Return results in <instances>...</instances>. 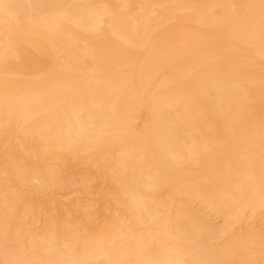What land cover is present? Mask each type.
<instances>
[{"label": "bare ground", "instance_id": "6f19581e", "mask_svg": "<svg viewBox=\"0 0 264 264\" xmlns=\"http://www.w3.org/2000/svg\"><path fill=\"white\" fill-rule=\"evenodd\" d=\"M0 264H264V0H0Z\"/></svg>", "mask_w": 264, "mask_h": 264}]
</instances>
